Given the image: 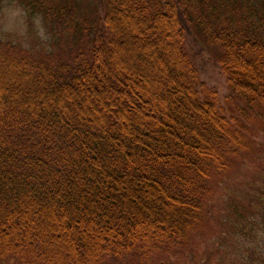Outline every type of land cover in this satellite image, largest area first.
<instances>
[{"label": "trees", "instance_id": "16d2710c", "mask_svg": "<svg viewBox=\"0 0 264 264\" xmlns=\"http://www.w3.org/2000/svg\"><path fill=\"white\" fill-rule=\"evenodd\" d=\"M100 22L73 60L0 40V258L196 260L220 184L262 153L264 14L209 37L225 104L190 52L189 0H106ZM263 250L243 260L264 264Z\"/></svg>", "mask_w": 264, "mask_h": 264}, {"label": "rangeland", "instance_id": "374dc122", "mask_svg": "<svg viewBox=\"0 0 264 264\" xmlns=\"http://www.w3.org/2000/svg\"><path fill=\"white\" fill-rule=\"evenodd\" d=\"M196 36L191 53H195L201 79L216 89L225 104L229 93L226 76L218 62L220 46L209 40L219 28L238 21L255 23L264 14V0H189ZM4 0H0L2 6ZM28 11L26 34L21 39L5 37L20 52L47 54L59 60H73L87 45H91L102 30L100 17L106 0H20ZM246 27L247 24H243ZM264 143L262 131L257 137ZM254 161H248L238 172L222 181L211 202L204 232L195 238L198 258L173 264H249L244 247H261L259 233L264 232V207L260 205L264 192V145ZM260 198V199H259ZM257 200L258 203L257 204ZM247 224L252 238L235 233L231 224ZM251 227L253 229H251ZM226 240L218 250V244ZM196 249H194L196 251ZM264 251V250H263ZM192 257V248L186 252ZM175 261H180L174 257ZM0 264H19L16 258H0ZM114 264H137L116 261ZM157 264H166L164 262Z\"/></svg>", "mask_w": 264, "mask_h": 264}, {"label": "clouds", "instance_id": "9594fccd", "mask_svg": "<svg viewBox=\"0 0 264 264\" xmlns=\"http://www.w3.org/2000/svg\"><path fill=\"white\" fill-rule=\"evenodd\" d=\"M28 11L20 0H4L0 6V39L5 37L23 38L26 34ZM264 237V232L259 233ZM264 248V241L261 242Z\"/></svg>", "mask_w": 264, "mask_h": 264}]
</instances>
